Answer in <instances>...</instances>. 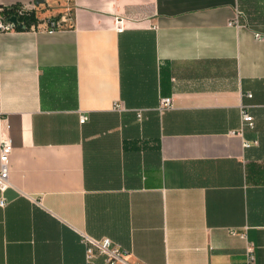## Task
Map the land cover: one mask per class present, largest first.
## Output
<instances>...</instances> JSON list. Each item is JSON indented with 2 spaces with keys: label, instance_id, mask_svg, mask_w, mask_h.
<instances>
[{
  "label": "crops",
  "instance_id": "crops-1",
  "mask_svg": "<svg viewBox=\"0 0 264 264\" xmlns=\"http://www.w3.org/2000/svg\"><path fill=\"white\" fill-rule=\"evenodd\" d=\"M37 1L0 0L36 18L0 31V264H264V0Z\"/></svg>",
  "mask_w": 264,
  "mask_h": 264
},
{
  "label": "built area",
  "instance_id": "built-area-1",
  "mask_svg": "<svg viewBox=\"0 0 264 264\" xmlns=\"http://www.w3.org/2000/svg\"><path fill=\"white\" fill-rule=\"evenodd\" d=\"M33 7L23 6L20 7V12L32 11ZM239 12H236V16L233 20L228 22L229 27L240 28L243 24L238 20ZM71 22L70 15L64 12L58 19L52 18L47 21V30L53 32L54 30L66 26ZM16 26L10 22H5L2 15V8H0V31H11L15 30ZM255 39L264 41V37L259 34L254 35ZM172 106L171 99L169 97L161 98L158 110L164 111L170 109ZM120 108L119 106L116 109ZM138 117H140L138 115ZM87 118L85 116L79 117L81 124L85 123ZM253 125V118L246 110H241V129L242 132L244 127H251ZM248 142H243V147H248ZM13 150L12 139L8 123L3 120L0 127V193L2 194L9 186L8 174H9V159ZM35 201L34 199L30 198ZM5 206V201L0 198V207ZM230 234L235 235V231H230ZM80 243L85 249V263L93 264V260L96 256H103L106 264H140L137 262H127L123 253L116 247L112 246V243L107 238L96 239L86 234H80ZM245 264H256L255 256L253 253L252 246H247L244 252Z\"/></svg>",
  "mask_w": 264,
  "mask_h": 264
},
{
  "label": "trees",
  "instance_id": "trees-1",
  "mask_svg": "<svg viewBox=\"0 0 264 264\" xmlns=\"http://www.w3.org/2000/svg\"><path fill=\"white\" fill-rule=\"evenodd\" d=\"M20 7L2 8V15L5 22L11 17H16L18 24L23 26L22 29L15 28L16 30H28L36 25V18L32 12H20Z\"/></svg>",
  "mask_w": 264,
  "mask_h": 264
},
{
  "label": "water",
  "instance_id": "water-1",
  "mask_svg": "<svg viewBox=\"0 0 264 264\" xmlns=\"http://www.w3.org/2000/svg\"><path fill=\"white\" fill-rule=\"evenodd\" d=\"M43 0H38L37 3H43ZM8 22L12 23L15 25L17 28L22 29L23 26L21 24H18L16 17H11L8 19Z\"/></svg>",
  "mask_w": 264,
  "mask_h": 264
}]
</instances>
